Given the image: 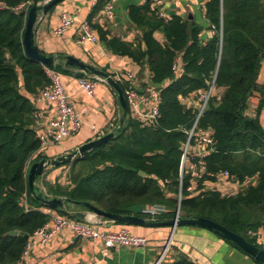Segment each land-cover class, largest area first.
I'll use <instances>...</instances> for the list:
<instances>
[{"label": "trees", "instance_id": "1", "mask_svg": "<svg viewBox=\"0 0 264 264\" xmlns=\"http://www.w3.org/2000/svg\"><path fill=\"white\" fill-rule=\"evenodd\" d=\"M23 1L28 0H0L6 5L0 8V264H21L30 237L49 221L50 214L42 207H51L40 196L64 197L68 207L87 208L84 202H92L111 213L137 216L144 214L133 212L132 206L159 203L173 218L178 210L182 218H209L253 242L247 231L264 224V129L244 110L248 96L263 89L257 76L264 57V0H206L205 17L213 30L207 40L198 21L178 14L165 20L151 9V0L129 8L130 21L142 32L136 43L90 21L108 49L148 64L153 82L164 83L160 116L144 123L130 110L114 137L61 164L70 165L68 185L44 180L45 190L37 185L38 176L34 192L28 169L43 158L35 95L50 80L44 64L25 53L27 15L13 9ZM109 1L97 0L95 8L100 10ZM179 57L183 71L177 75L174 65ZM212 83L215 90H224L214 92L200 117L199 126L213 131L214 142L205 157L206 172L193 193L188 190L194 182L191 171L183 170L182 183L180 174L186 131L197 111L181 97L205 91ZM119 84L125 93L127 83ZM225 171L240 182L254 176L258 181L234 195L207 188L206 182ZM58 211L66 214L62 208ZM14 230L17 234H12Z\"/></svg>", "mask_w": 264, "mask_h": 264}, {"label": "crops", "instance_id": "2", "mask_svg": "<svg viewBox=\"0 0 264 264\" xmlns=\"http://www.w3.org/2000/svg\"><path fill=\"white\" fill-rule=\"evenodd\" d=\"M205 1L164 0L160 8L166 11L169 17L178 14L198 21L204 26L202 38L207 40L213 34V30L208 28ZM96 2L97 0H62L46 14L40 12L35 25L36 44L40 51L47 55H55L54 67H61L58 71L61 73L65 90L80 111L83 121L78 132L62 141L49 143L40 150L41 156L46 159L66 155L93 139L112 131L117 132L124 123H121L124 110L115 87L108 80L101 81L94 94H88L80 86L79 78L86 74H94V72L67 64L65 60L67 55H72L96 69L108 72L118 82L127 83V86L134 87L141 93L164 85V83L153 82L152 71L148 64H138L128 56L116 54L108 49L100 39L97 29L93 28L98 36L97 43L78 41L84 20L101 25L113 36H119L134 43L141 40L142 32L130 21L129 8L132 4L144 3V0H115L114 14L111 17L104 12V8L97 10ZM64 12L73 14L75 19L72 25L59 35L55 30ZM156 36L160 41H164L161 32H157ZM176 64L183 66L181 57L177 59ZM257 83L264 89V57L259 65ZM259 89L254 90L248 96L244 115L257 118L264 129V103L261 91L263 89ZM223 90L224 88H218L215 92L221 94ZM181 100L192 108L197 105L189 98L181 97ZM36 104V112L40 114L36 128L40 133L45 128L44 120L55 114V106L47 101H37ZM93 127L96 132L92 131ZM207 130L213 132L210 129ZM43 158H39L38 161ZM187 169L190 170L189 167ZM68 170H70V165L48 166L44 174L36 180L37 185L45 190L44 180L53 185L57 183L68 185L69 177L68 181L63 179V174ZM257 181V176L240 182L230 175L220 173L215 181H208L205 185L209 189L220 191L223 195H234L249 185L256 184ZM145 206L134 205L131 209L133 212H142L144 215L140 217L149 221L173 219L167 214L168 211L157 216L145 214L142 210ZM59 208L65 210L66 214L60 213L58 208L42 207V210L50 215L56 214L91 222L106 218V224L102 226L105 229L118 230L127 227L131 232L145 236L148 244L135 248H108L99 239L77 237L68 228L59 231L45 243L39 242L36 235L30 237L28 242L30 246L27 254H23L21 264H181L184 260L193 264H260V260L243 247L208 227L195 224H180L174 227L134 225L97 215L90 209L79 205L69 207L65 205ZM263 229L264 224L255 228L257 232L255 235H249L247 231V235L253 240L252 243L261 249H264Z\"/></svg>", "mask_w": 264, "mask_h": 264}, {"label": "built area", "instance_id": "3", "mask_svg": "<svg viewBox=\"0 0 264 264\" xmlns=\"http://www.w3.org/2000/svg\"><path fill=\"white\" fill-rule=\"evenodd\" d=\"M50 1L51 0L23 1L14 6L13 9L17 12L24 11L27 15L31 6L44 5ZM114 2L115 0H111L104 6V12L110 17L114 14ZM144 2H146V0H144ZM163 2L164 0H153L150 6L152 10L156 11L159 17L168 20L170 18L169 15L160 8ZM5 7L6 5L0 2V8ZM74 19L75 16L73 14L62 13L60 24L57 26L55 32L59 35L64 33V31L72 25ZM78 41L81 43L98 42V36L88 20H84L82 23V32ZM44 68L50 80V85L40 89L35 95V100L36 102H52L55 106V114L44 120L45 128L42 132L37 134L41 142L40 150L49 143L62 141L66 137L78 132L83 124L80 111L76 108L70 94L65 90L61 73L55 67L44 65ZM174 70L176 74L179 75L183 71V66L175 63ZM106 80V77L98 74H86L79 78V83L88 94L93 95L97 85L101 81ZM161 91V87H154L148 92L141 93L136 88L128 86L124 94L133 115L144 123H153L156 122L160 116L159 106L161 102ZM214 92L215 86L214 83H212L205 91L195 92L191 96L183 97L189 98L191 102L197 104L196 107H194L197 111L195 121L192 127L186 131L187 139L182 146L183 153L180 174V183H182L183 170L187 167L190 168L194 177V182L188 186V190L193 193H196V181L202 178L206 172L205 157L213 149V133L208 132V130H203L199 126V121ZM35 116L38 121L40 114L35 112ZM92 131L96 132V129L93 127ZM222 173L230 175L228 171ZM179 199L182 200L181 192L179 193ZM142 210L145 214L157 216L167 212L169 209L163 204L154 203L146 205ZM177 216L180 217V210ZM106 221V218H100L98 221L91 222L53 214L50 215V219L47 223L35 231L34 235L37 236L39 242L45 243L59 231L69 228L77 237L84 239H99L108 248H135L143 247L148 244V239L145 236L135 234L127 227H122L118 230L105 229L102 226L106 224ZM256 233V230H248L249 235H255ZM29 246V243H27L24 255L27 254Z\"/></svg>", "mask_w": 264, "mask_h": 264}, {"label": "water", "instance_id": "4", "mask_svg": "<svg viewBox=\"0 0 264 264\" xmlns=\"http://www.w3.org/2000/svg\"><path fill=\"white\" fill-rule=\"evenodd\" d=\"M60 1L62 0H51L49 3L44 4V5L31 6L27 14L25 31H24V36H23L24 50L27 56L37 61H40L44 65H47L50 67L55 66V55H47L40 51L35 41V25H36L40 12H42L43 14H46L54 6H56ZM65 60H66V63L69 65L77 66L85 71H92L94 72V74H98V75H101L107 78L108 82L113 87H115V89L117 90L121 106L124 110L123 118L121 120V123H123L128 112L130 111V107L128 105L124 91L121 88L119 82L114 77H112V75H110L108 72L100 70V69H96L72 55H67L65 57ZM115 133L116 131H112L97 139H93L83 144L75 151L67 153L66 155H62V156H59L53 159L43 158L39 161L32 163L28 169V183H29L30 190L32 192L36 190L35 180L38 176H42L44 174L45 169L48 166H58V165L70 162L73 159L86 154L87 152L96 148L97 146L107 142L109 139L114 137ZM141 173L144 174L143 172ZM40 199L43 201V203H45L47 206L53 209L64 207L67 201V199L64 197L48 198V197L40 196ZM84 205L88 209L96 213L97 215L111 218L114 220H118L121 222H125L128 224L149 225V226L170 225L173 227L176 225H180V224H195V225L208 227L210 229L215 230L216 232L222 233L226 238L232 239L233 241L238 243L241 247H243L246 251L252 254L256 259L264 263V249L257 247L255 243H252L251 241H249L244 235L238 234L228 229L224 225L220 224L219 222L214 221L209 218H205V217L182 218L181 216L180 217L176 216L172 220H168V221H149L143 217L136 216V215H121V214L111 213V212H108L98 207L92 202H84ZM12 234H17V231L16 230L12 231ZM28 237L29 236L26 235V238Z\"/></svg>", "mask_w": 264, "mask_h": 264}, {"label": "rangeland", "instance_id": "5", "mask_svg": "<svg viewBox=\"0 0 264 264\" xmlns=\"http://www.w3.org/2000/svg\"><path fill=\"white\" fill-rule=\"evenodd\" d=\"M70 173H71L70 170H68L66 173H64L63 174V177H64L63 179L68 181V177L70 176ZM66 181H65V183H67Z\"/></svg>", "mask_w": 264, "mask_h": 264}]
</instances>
